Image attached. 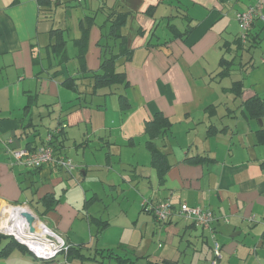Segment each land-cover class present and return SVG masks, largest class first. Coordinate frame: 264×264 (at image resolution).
Returning a JSON list of instances; mask_svg holds the SVG:
<instances>
[{
    "label": "crops",
    "instance_id": "obj_1",
    "mask_svg": "<svg viewBox=\"0 0 264 264\" xmlns=\"http://www.w3.org/2000/svg\"><path fill=\"white\" fill-rule=\"evenodd\" d=\"M97 1L80 9L69 0H50L46 7L39 0H0V233L8 234L1 228L14 219L6 214L19 205L90 256L69 259L60 253L40 260L29 250L14 249L0 264H178V247L156 260L148 240L136 244L129 238L139 218L133 214L143 210L134 206L161 200L176 209L187 203L212 211L219 264H264V111L254 115V105H247L251 98L264 103V87L246 88L230 73L235 50L258 37L261 42L259 18L246 40L235 19L255 0ZM58 8L64 26L50 23ZM116 12L126 14L122 37H108ZM85 28L80 60L75 41ZM122 40L130 55H118L114 71L124 74L126 84L94 91L93 73L101 72L104 56L118 54ZM58 41L63 46L56 47ZM62 47L65 58L57 52ZM68 78H74L73 88ZM119 95L126 96V107ZM156 114L170 123L153 139L168 163L163 181L151 163L145 132ZM52 117L54 126L40 135L37 125ZM61 124L52 144L72 160L70 171L54 164L24 170L12 163L8 149L37 148ZM125 185L137 189L134 212H128L130 201L117 209L106 199L107 190L124 197ZM48 196L56 200L49 208L42 202ZM122 213L124 219L113 220ZM179 218L174 211L165 221L168 244L179 236L192 249L187 264H209V228L190 220L179 226ZM108 249L128 261L96 252L106 255Z\"/></svg>",
    "mask_w": 264,
    "mask_h": 264
},
{
    "label": "rangeland",
    "instance_id": "obj_2",
    "mask_svg": "<svg viewBox=\"0 0 264 264\" xmlns=\"http://www.w3.org/2000/svg\"><path fill=\"white\" fill-rule=\"evenodd\" d=\"M70 4L74 7L80 8V9H84L85 6L91 5L93 7H95L98 4L97 0H69ZM263 14H264V10H263ZM258 21V25L257 26V30L260 31L261 34V42L259 44H257V46H249L248 45L244 46L243 48H237L234 52V56H236L235 61L233 63V65L231 66V70L230 73L231 78L236 79H241L243 81V84L246 88H254V90L257 87H264V23L260 20V19H256ZM237 21V20H236ZM260 21V22H259ZM66 22V18L64 16V12L62 9L58 8L56 11L54 9L53 12V20L50 21V23H53L55 26H64ZM237 25H238V29H239V34L241 33V28L239 27L238 21H237ZM236 28V26H235ZM224 78V77H221ZM224 82V81H223ZM224 84V83H222ZM56 120L52 117L48 120H46L45 122L41 123L40 125H37L40 135H45L47 133V130L49 129V127H53L55 124ZM73 158V157H72ZM18 167V166H17ZM19 168L25 169L23 166H19ZM121 170V174L122 177H125V171L123 169ZM120 178V177H119ZM75 181V179L73 178L71 180V182ZM120 181H122V179L120 178ZM37 183H33V186L36 187ZM125 196L122 197L121 195H116L113 191L107 190L108 193V197H106V199H108L109 204H112V206H115L117 209H120V204L123 205H127L128 201H130V209L128 212H134L133 210H131L133 208V199H137L138 195H137V189L134 188L133 186H127L125 185ZM113 196L115 197V199H113ZM126 196H128L126 198ZM147 200H150L146 197ZM142 200V196L140 197V200ZM119 202V204H118ZM17 206V205H14ZM103 206V205H102ZM104 206L107 207V205L104 204ZM135 211L139 208V210L141 209V205L140 204H136L135 206ZM101 209V203H96L93 206V210L98 211ZM128 209V208H127ZM93 210L91 212H93ZM139 215V218H137V216ZM133 216L135 217V221L134 223L135 225V230H134V234L132 237H129L130 240H134L137 243H141V241L143 242L144 240H148L150 246H152V248L154 249V258L156 260H162L160 256H168V251H171L172 248L178 247L180 249L179 252H177L175 254V259H177L179 261L178 264H187V259H190V255L192 252V249L186 244L185 240H181V238L175 237V242L173 243V246L171 244H168V239L165 238V236H167L166 230L164 229L166 224L165 221H158L155 219L153 212L150 210H145L143 209L142 211H140L138 214H133ZM124 219V213H122L121 215L115 217L113 220H121ZM132 220V219H131ZM189 220L186 218H179L177 220V224L184 225L185 223H187ZM183 223V224H181ZM3 230H5L4 228H1ZM194 231L197 232V230L200 231L199 227H195L193 228ZM130 230V229H128ZM153 230V232H152ZM6 233V232H5ZM10 233H8L7 235H9ZM13 236V235H12ZM14 237V236H13ZM15 238V237H14ZM51 240L54 239V237H49ZM125 238V237H124ZM144 239V240H143ZM7 242V238L4 240L5 244ZM201 243V242H199ZM2 244V245H3ZM23 244V243H22ZM148 244V245H149ZM201 248H205L204 244H200ZM170 247V248H168ZM190 249H189V248ZM183 249H186L185 254H183L184 252ZM153 252V251H151ZM162 254V255H161ZM168 258V257H167ZM168 261V259H166ZM165 260V261H166ZM166 261V262H167Z\"/></svg>",
    "mask_w": 264,
    "mask_h": 264
},
{
    "label": "trees",
    "instance_id": "obj_3",
    "mask_svg": "<svg viewBox=\"0 0 264 264\" xmlns=\"http://www.w3.org/2000/svg\"><path fill=\"white\" fill-rule=\"evenodd\" d=\"M39 3L42 6L46 7V6L50 5V0H39ZM110 15H111V13H110ZM125 15L126 14L124 12H116L115 14H113L111 16L112 18L109 17V18H111V26H110V31L107 34L108 37H110V36L117 37V38L122 37V35L119 32V28L124 23ZM87 29L88 28H85L84 31L82 32L81 37L77 41H75V43L79 49L78 57L80 58V60H83L82 56H83L85 49H86L85 47H86V39H87ZM51 36L58 37L59 35L57 33L52 32ZM246 38H247V36H246ZM246 38H245V40H246ZM259 39H260L259 37L252 39L253 41H250L251 45L257 46ZM118 45H119L118 54L110 53L108 56H104L101 63H100L101 72H94L93 73V75H92V80H93L92 89L94 91L97 90L98 88L111 86L113 84L125 83L124 74L114 71V64H115V59L118 55H124L127 57L128 55H130V53H129L128 48L126 47V42L124 40H122ZM57 46L58 47L63 46V41H60V42L58 41L56 44V47ZM57 52H60V54H62V56L65 58L66 55H65V51H64L63 47L60 48L59 50H57ZM81 65H82V63L80 62V66ZM65 82L70 88H73L75 86L74 78H68L65 80ZM236 85H240L239 81L236 82ZM119 99H120L121 105L123 107H126L128 104L126 96L119 95ZM28 100L33 101V97L30 96V98ZM251 104L254 105V107L252 108V112L254 115H260L264 111V103H262L257 98H251L250 100L247 101V105H251ZM169 124L170 123L166 120V118H163L162 115H160V114H156L154 119L151 121H146V125H145V132L149 138V140L147 141V146L151 150V153H152L151 163L154 166H156L157 172H158V177L161 181L164 180V175H165L164 173L168 167V163H167V160L165 159V155L161 151H159V149L153 143V139L155 138V136L160 134L162 132V130L167 128L169 126ZM262 135H263V132L260 133V136H262ZM50 143L52 144V140L50 141ZM188 160H192V159L190 158ZM42 202H43V204L46 205L47 208H49V205L51 204V202L54 203V202H56V200L52 199V197L48 196L45 199H43ZM192 224L196 225L193 222H192ZM202 227H204V226H202ZM206 228H208V227H206ZM209 230L211 232V238H213V241L217 242L220 245V243L218 242V240L215 237L213 225L211 228H209ZM6 238H7V242L5 244H3V246L0 248V257L7 256L14 249H19L21 251H28L27 247L24 244L18 242L12 235H4V234L0 233V243L2 241H4ZM220 248H221V245H220ZM81 249H82L81 246H72L71 245L69 247L66 255L68 256L69 259H71L72 257L78 258L80 260H84V258H90V256L86 255V253L82 252ZM212 250H213V248H212ZM96 252H97V254L101 255L100 258H103L105 256L106 258L107 257L108 258L113 257L114 259H117L120 262L128 261L127 258H124L123 256L113 252L111 249L106 250V252H107L106 255H102V251H96ZM213 257H214V254L211 257L210 261L212 260ZM210 261H209V264H210ZM219 261H220V259L218 260V264H219Z\"/></svg>",
    "mask_w": 264,
    "mask_h": 264
},
{
    "label": "built area",
    "instance_id": "obj_4",
    "mask_svg": "<svg viewBox=\"0 0 264 264\" xmlns=\"http://www.w3.org/2000/svg\"><path fill=\"white\" fill-rule=\"evenodd\" d=\"M263 10L264 0H255V2L247 6V8L235 13V19L238 21L239 27L241 28V39L246 38L248 30L250 29V26L254 19L259 18L264 23ZM64 126L65 125L61 124L51 132H49L45 137V143L37 148L31 149L28 147H22L8 149V152L12 158V163L18 166H23L28 170L38 169L43 165L54 164L67 171H70L74 167L72 160L69 157L64 156L63 154L56 152L53 145L50 143L53 134L56 132H60ZM142 207L145 210H151L154 217L158 221L168 220V218L174 213V211L177 212L179 217L186 218L196 225L208 228L212 227L213 222L216 219L215 215L209 209L201 208L199 206H190L187 203H180L176 209V207L169 200H161L156 202L155 204H151L148 201H143ZM54 235L56 239L54 237V239L50 241L52 243V246L46 250L40 249L38 247L31 248L25 244L24 245L34 255L35 258L40 260L52 259L60 253L66 254L70 247V244L66 243L55 233ZM15 239L22 243L17 239V237H15ZM212 248L214 257L210 261V264H218V260L221 258L220 245L217 242L213 241Z\"/></svg>",
    "mask_w": 264,
    "mask_h": 264
},
{
    "label": "bare ground",
    "instance_id": "obj_5",
    "mask_svg": "<svg viewBox=\"0 0 264 264\" xmlns=\"http://www.w3.org/2000/svg\"><path fill=\"white\" fill-rule=\"evenodd\" d=\"M14 208L16 212H13L12 209L8 214H6L7 219L11 218L14 220L10 223L3 224L2 228L5 229L4 231L17 237V239L23 244L31 248L38 247L40 249L46 250L51 247V239L48 236L55 237L54 233L49 231L47 227H45L41 222L37 221V219L33 221V229L31 230L27 220V215L32 214L26 208L21 206H14Z\"/></svg>",
    "mask_w": 264,
    "mask_h": 264
},
{
    "label": "water",
    "instance_id": "obj_6",
    "mask_svg": "<svg viewBox=\"0 0 264 264\" xmlns=\"http://www.w3.org/2000/svg\"><path fill=\"white\" fill-rule=\"evenodd\" d=\"M27 215V214H26ZM27 220H28V223L30 225V229L32 230L33 229V226H32V223L33 221L35 220V217L33 215H27Z\"/></svg>",
    "mask_w": 264,
    "mask_h": 264
}]
</instances>
